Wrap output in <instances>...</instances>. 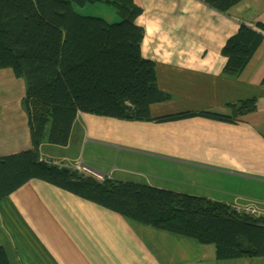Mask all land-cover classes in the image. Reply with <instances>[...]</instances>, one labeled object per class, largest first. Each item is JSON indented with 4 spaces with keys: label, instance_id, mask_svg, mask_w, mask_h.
<instances>
[{
    "label": "crops",
    "instance_id": "1",
    "mask_svg": "<svg viewBox=\"0 0 264 264\" xmlns=\"http://www.w3.org/2000/svg\"><path fill=\"white\" fill-rule=\"evenodd\" d=\"M134 2L142 9L136 17L145 29L142 54L155 62L158 85L171 95L151 106L153 116L190 110L232 115L230 104L257 98V109L237 122L203 116L138 121L153 130L139 136L153 145V152L142 153L147 158L139 162L168 161V166L151 170L159 180L150 185L198 194L246 212L264 210L262 203L252 205L264 194V40L235 76L225 74L227 57L222 53L242 22L252 27L264 23V0H242L228 12L205 0ZM25 93L23 79L11 69H0V157L33 146ZM80 115L69 143L43 142L42 157L72 166L83 162L99 178L131 181L134 173L142 176L126 167L129 157L123 155L117 168H102L99 142L86 137V121L80 120L85 116ZM100 142L130 149L121 142ZM250 190L258 197H247ZM0 247L9 264H264V256L218 259L214 245L139 223L38 178L0 200Z\"/></svg>",
    "mask_w": 264,
    "mask_h": 264
},
{
    "label": "trees",
    "instance_id": "2",
    "mask_svg": "<svg viewBox=\"0 0 264 264\" xmlns=\"http://www.w3.org/2000/svg\"><path fill=\"white\" fill-rule=\"evenodd\" d=\"M242 0H205L222 12ZM108 2L121 20L81 14L77 6ZM134 0H0V69L23 79L33 146L0 157V200L30 179L50 182L139 223L214 245L218 259L264 256V216L226 202L134 181L99 178L44 158L43 142L65 146L79 112L131 121L194 116L237 122L257 98L230 104L232 115L205 110L153 116L171 95L158 85L156 64L142 54L145 29ZM264 40V23L245 22L222 53L225 74L241 73ZM0 264H9L0 247Z\"/></svg>",
    "mask_w": 264,
    "mask_h": 264
},
{
    "label": "rangeland",
    "instance_id": "3",
    "mask_svg": "<svg viewBox=\"0 0 264 264\" xmlns=\"http://www.w3.org/2000/svg\"><path fill=\"white\" fill-rule=\"evenodd\" d=\"M76 10L81 14L102 17L111 23L120 21L122 19L121 16L117 13L115 6L108 2L89 3L86 6H77ZM18 82L21 84L22 81H18ZM81 114L82 115L80 116H85V118L83 119V117H80V120L86 121V125H87L86 132L88 133V135L86 137H88V139L95 138L96 141L99 142V145L98 144L96 145L98 149V154H100L101 158L105 160V162L103 163L106 165V166H102V168L105 169L106 167V169H108V172H110L111 169L113 168H117L119 165H121V158L123 155L129 157V160L127 161L130 164H127L128 162L126 161L125 162L126 167H129L133 171H137L142 174V176H138L136 175L138 173H134L135 175L131 176L133 177L134 180L131 181L150 184L152 182H156L159 180L158 178L155 179L153 178L154 174L158 175L153 171L157 169V166H162L163 168L168 166V161H165L164 159H160V158H151L150 163H148L147 165H145L142 162H139L142 161V158H147V156L142 155V153L153 152V148H152L153 145L147 143L148 141L144 142L143 139L138 140L139 136H144V135L148 136V134L153 133L152 129H150L143 123H139L138 121L94 115L85 112H81ZM76 133L80 135L79 131L77 130ZM121 137L123 139L119 140ZM82 141H84V143L82 144L81 150L85 151L84 147L87 144V141L84 140V138L82 139ZM100 141H106L112 144L121 142L130 149L120 151L117 148L113 149L110 145H106V144L104 145ZM90 144L91 143H88L85 154L88 153V147L90 146ZM119 151H120V156H119L120 162H117ZM144 174L146 175L151 174V176L148 177ZM160 188H165V186ZM165 189H170V188H165ZM181 192L189 193L185 191H181ZM248 193L250 195H247V197H252V198L258 197V192H255L254 190H250ZM193 195H198V194H193ZM262 195H263L262 198L261 196H259L257 198L258 200L254 201L252 205H257L260 203H262L261 205H264L263 202L264 194ZM259 198H261L262 200ZM260 207H264V206H260Z\"/></svg>",
    "mask_w": 264,
    "mask_h": 264
},
{
    "label": "built area",
    "instance_id": "4",
    "mask_svg": "<svg viewBox=\"0 0 264 264\" xmlns=\"http://www.w3.org/2000/svg\"><path fill=\"white\" fill-rule=\"evenodd\" d=\"M77 169L81 170V171H84V172H87V173H91V171L86 167L85 163H78L76 166H75ZM94 174V173H93ZM251 212L254 213V214H257V215H263L264 216V210H261V209H251ZM257 212V213H255ZM260 213V214H259Z\"/></svg>",
    "mask_w": 264,
    "mask_h": 264
},
{
    "label": "water",
    "instance_id": "5",
    "mask_svg": "<svg viewBox=\"0 0 264 264\" xmlns=\"http://www.w3.org/2000/svg\"><path fill=\"white\" fill-rule=\"evenodd\" d=\"M85 165L90 171L95 172V168H93L92 166H89L88 164H85Z\"/></svg>",
    "mask_w": 264,
    "mask_h": 264
}]
</instances>
